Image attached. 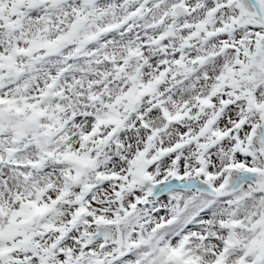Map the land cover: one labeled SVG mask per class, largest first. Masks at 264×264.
Masks as SVG:
<instances>
[{
  "label": "snow or ice",
  "instance_id": "snow-or-ice-1",
  "mask_svg": "<svg viewBox=\"0 0 264 264\" xmlns=\"http://www.w3.org/2000/svg\"><path fill=\"white\" fill-rule=\"evenodd\" d=\"M0 264H264V0H0Z\"/></svg>",
  "mask_w": 264,
  "mask_h": 264
}]
</instances>
